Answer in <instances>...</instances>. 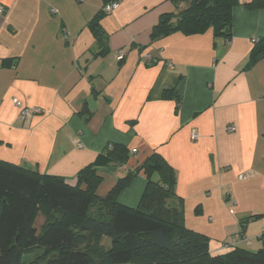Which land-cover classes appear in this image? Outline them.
I'll return each instance as SVG.
<instances>
[{
    "label": "crops",
    "instance_id": "0c3cea01",
    "mask_svg": "<svg viewBox=\"0 0 264 264\" xmlns=\"http://www.w3.org/2000/svg\"><path fill=\"white\" fill-rule=\"evenodd\" d=\"M248 1L232 8L230 39L211 29L151 39L173 3L118 0L99 20V40L90 23L103 0H0V161L74 185L106 146H124L126 164L97 168L98 192L105 175L109 190L157 153L175 173L171 204L182 208L187 228L209 238L211 253L257 251L264 228V55L245 66L252 39L264 38V9H249ZM165 89L175 93L164 98ZM146 184L140 171L117 203L135 208ZM238 233L251 244L234 243Z\"/></svg>",
    "mask_w": 264,
    "mask_h": 264
},
{
    "label": "trees",
    "instance_id": "16d2710c",
    "mask_svg": "<svg viewBox=\"0 0 264 264\" xmlns=\"http://www.w3.org/2000/svg\"><path fill=\"white\" fill-rule=\"evenodd\" d=\"M108 1L103 0V5ZM170 1L175 10L159 16L151 39L175 32L201 34L208 29L215 38L230 39L232 8L238 0ZM245 6L264 9V0H250ZM102 7L90 23L99 40ZM263 55L264 38L254 44L245 67ZM11 62L3 60V65ZM174 93L165 89L162 96ZM129 157L122 145L106 146L78 171L74 185L60 176L0 161V264H17L21 256L32 254L45 264H264V235L255 252L233 247L211 253L209 238L187 228L182 208L171 204L176 196L175 173L157 153L118 178L104 196L98 195L103 177L97 168L121 167ZM140 171L147 184L138 205L117 203V194ZM38 214L44 217L40 231L33 226ZM243 225L244 221L240 229ZM103 237L109 239L108 246L102 243Z\"/></svg>",
    "mask_w": 264,
    "mask_h": 264
},
{
    "label": "built area",
    "instance_id": "2783aa9c",
    "mask_svg": "<svg viewBox=\"0 0 264 264\" xmlns=\"http://www.w3.org/2000/svg\"><path fill=\"white\" fill-rule=\"evenodd\" d=\"M118 5H119L118 0H111V1H108L107 3H105L103 5L102 9H103V11L105 13H110L114 9H116L118 7ZM4 11H5V7L3 5H0V14H3ZM52 11L56 12V9L53 8ZM257 41H258V39H252V42H254V43H256ZM124 56H125L124 51H119L117 56H116V59L118 61H121V60L124 59ZM14 103L16 105H18V106L21 105V103L19 101H17L16 99H14ZM23 114H24V112H23ZM227 129L228 130H234V127H233V125H230V126L227 127ZM191 137H192V139H195L197 137L196 131L193 130L191 132ZM133 152H135V150H133ZM240 176H243V175H240ZM262 235H264V228L262 229V231H261V233H260V235L258 237H260ZM251 241H252V239L250 237L243 236L240 233L235 235V238H234V243H236V242H244L247 245H249V244H251Z\"/></svg>",
    "mask_w": 264,
    "mask_h": 264
},
{
    "label": "rangeland",
    "instance_id": "374dc122",
    "mask_svg": "<svg viewBox=\"0 0 264 264\" xmlns=\"http://www.w3.org/2000/svg\"><path fill=\"white\" fill-rule=\"evenodd\" d=\"M104 177H105L104 183L100 187V190L97 192L101 196L107 193L108 186H109V176L105 175ZM43 221H44V217L42 215L38 214L37 217L35 218L34 222H33V226L38 231H40L42 228V225H43ZM102 243L105 246H108L109 245V239H107L106 237H103ZM17 264H45V262L42 259L36 258V254H32V255L21 256L19 258Z\"/></svg>",
    "mask_w": 264,
    "mask_h": 264
}]
</instances>
